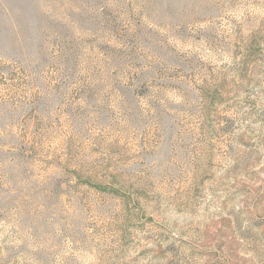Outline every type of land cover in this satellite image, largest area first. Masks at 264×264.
I'll return each instance as SVG.
<instances>
[{
	"label": "rangeland",
	"instance_id": "obj_1",
	"mask_svg": "<svg viewBox=\"0 0 264 264\" xmlns=\"http://www.w3.org/2000/svg\"><path fill=\"white\" fill-rule=\"evenodd\" d=\"M0 264H264V0H0Z\"/></svg>",
	"mask_w": 264,
	"mask_h": 264
}]
</instances>
